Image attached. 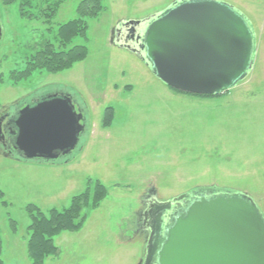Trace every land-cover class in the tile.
I'll return each mask as SVG.
<instances>
[{
  "label": "rangeland",
  "instance_id": "obj_1",
  "mask_svg": "<svg viewBox=\"0 0 264 264\" xmlns=\"http://www.w3.org/2000/svg\"><path fill=\"white\" fill-rule=\"evenodd\" d=\"M81 1L51 0L58 13L33 9L39 17L32 19L19 13L18 1L0 0V110L38 89L70 95L87 117L67 158L37 164L0 154L4 262L34 264L30 206L46 215L63 211L100 183L107 196L85 211L78 231L54 238L59 254L44 264H141L138 215L148 196L166 203L215 187L248 195L264 215V0H216L245 16L255 36L248 76L216 97L168 88L139 55L116 44L124 23L159 16L181 0H106L107 10L87 21L86 39L75 40L89 49L85 61L12 79L32 51L52 42L51 30L77 18Z\"/></svg>",
  "mask_w": 264,
  "mask_h": 264
},
{
  "label": "water",
  "instance_id": "obj_2",
  "mask_svg": "<svg viewBox=\"0 0 264 264\" xmlns=\"http://www.w3.org/2000/svg\"><path fill=\"white\" fill-rule=\"evenodd\" d=\"M123 27L121 46L138 54L164 84L183 93L221 95L253 68V29L223 2L181 0L159 16ZM83 121L70 95H50L16 117L14 150L28 162L68 156L80 143ZM186 197L158 203L147 264L154 257L155 264H264V215L251 197L202 194L176 207L165 223L162 216L171 203Z\"/></svg>",
  "mask_w": 264,
  "mask_h": 264
},
{
  "label": "trees",
  "instance_id": "obj_3",
  "mask_svg": "<svg viewBox=\"0 0 264 264\" xmlns=\"http://www.w3.org/2000/svg\"><path fill=\"white\" fill-rule=\"evenodd\" d=\"M15 1H18L17 3L20 5L19 13L32 19L39 17V14L33 13V9L39 11L42 16H48L49 12H55L54 14H57L60 8V4L53 3L51 0ZM105 1H81L78 5L77 18L66 24L57 26V30H51L54 34L52 42L42 44L38 49L32 51L25 61V68L17 72V78L13 77L12 79L18 82L19 80L29 78V76H32L36 72L57 74L69 70L78 62L85 61L89 56V49L85 44H76L75 40L78 38L86 39L88 32L87 21L99 17L101 13L107 10L104 4ZM32 2L35 6L31 5ZM10 3L11 1H9ZM197 192L219 193L221 191L213 187L199 189ZM107 193L108 189L100 183L97 185L93 194L90 195L88 191L81 195V197L74 199L71 207L63 211L52 210L49 215L42 213L37 207L30 206L28 213L32 222L29 226L31 235L28 242V250L33 263L44 264L48 257L59 254V249L55 244L54 238L65 230L72 232L78 231L86 219L85 211L90 207L97 206L104 200ZM0 264H7L2 259L1 242Z\"/></svg>",
  "mask_w": 264,
  "mask_h": 264
},
{
  "label": "flooded vegetation",
  "instance_id": "obj_4",
  "mask_svg": "<svg viewBox=\"0 0 264 264\" xmlns=\"http://www.w3.org/2000/svg\"><path fill=\"white\" fill-rule=\"evenodd\" d=\"M124 29H125L124 27L123 28L121 27L120 30H115L114 32V34L116 35L115 41L118 46H121V40H122L124 31H125ZM1 35H2V32H1V26H0V40H1ZM52 93L53 92H48V91L39 92L37 89V90L32 91V93H30L28 96L21 99L20 101L14 102L8 107L0 110V154H12V155L17 154L16 150H14V147H13V140L15 137V133L17 131V127L15 123L16 117L19 115L22 109H24L27 106H31V107L35 106L37 103L47 99L50 95H53ZM54 94L60 95L63 93H54ZM78 110L81 112L83 111V108L81 107V105L78 106ZM85 125L87 126L86 122H85ZM67 157L69 156H65L63 158H67ZM203 194H206V196H211L214 193L204 192ZM200 195H202V193L196 192V193L188 194L187 197L183 201L172 202L169 210H167L165 214L163 213L164 216H162V218L164 219V222L166 223L170 215L174 213V209L176 207L178 206L181 207L187 201L195 197H198ZM149 198L150 197L148 196V199L144 201V208L138 215L139 216L138 227L140 229V231L139 230L138 231L143 233L145 244H146L145 254L142 259L141 264H147V246H148L149 237L151 236L153 232L152 228L154 224V216L157 213L159 214L161 210L160 208L161 206L158 204L161 202L157 201L155 197L153 196L150 199ZM151 264H155V257L153 258Z\"/></svg>",
  "mask_w": 264,
  "mask_h": 264
}]
</instances>
